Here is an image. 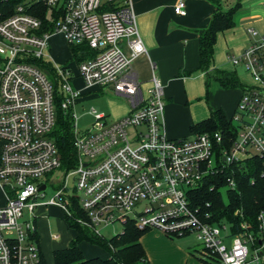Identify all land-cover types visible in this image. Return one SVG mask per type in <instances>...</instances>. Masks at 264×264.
<instances>
[{
  "label": "built area",
  "instance_id": "built-area-1",
  "mask_svg": "<svg viewBox=\"0 0 264 264\" xmlns=\"http://www.w3.org/2000/svg\"><path fill=\"white\" fill-rule=\"evenodd\" d=\"M0 264H42L36 242V210L55 206L63 215L99 235V227L127 221L172 238L192 235L208 264H259L264 257V212L257 236H229L224 223L202 221L188 191L226 167L264 157V33L248 28L252 41L228 56L248 76L232 115L234 136L224 146L219 132L169 139L164 125V90L153 74L143 92L133 62L147 55L131 0H0ZM174 13L185 16L184 2ZM61 34L68 45L95 52L72 68L45 58L48 40ZM53 67V78L37 67ZM108 87L129 102V113L108 122L91 109L92 123L77 127L80 97L72 82ZM71 121L76 167L65 173L50 137L55 98ZM55 174L61 179L54 180ZM75 185L69 193L68 181ZM42 182H39V180ZM50 184L53 197L46 199ZM44 186V189L41 187ZM226 188L235 182L229 177ZM76 212L79 214L76 215ZM230 229V228H229ZM256 241L258 243H256Z\"/></svg>",
  "mask_w": 264,
  "mask_h": 264
},
{
  "label": "crops",
  "instance_id": "crops-1",
  "mask_svg": "<svg viewBox=\"0 0 264 264\" xmlns=\"http://www.w3.org/2000/svg\"><path fill=\"white\" fill-rule=\"evenodd\" d=\"M219 1L223 11L229 10L237 3L239 7L233 15V27L217 34L211 69L236 74L235 67L228 61V56L241 53L252 41V37L247 34L248 28L264 33V0ZM179 2H184L185 16L174 13V7ZM131 3L136 15L139 35L147 50V55L133 62V68L143 92L150 85L151 65L154 76L163 86V120L167 137L193 138L196 135L191 133L190 127L208 118L210 112L214 110L221 109L228 118L232 117L241 95L240 89H223L213 80L208 81L206 74L199 70V33L208 28L215 6L208 0H131ZM56 35L65 40L61 34ZM69 59V65L75 68L77 62L71 59L70 48ZM72 85L81 94L76 104L104 97L103 89L115 95L108 87L87 86L79 78H75ZM121 98L124 99L125 104L110 109L111 122L129 113L128 99ZM108 101L113 102L109 98ZM104 115L107 121L111 117ZM5 203L6 198L0 188V207ZM46 212L59 216L56 223L58 234H51V240L45 228ZM36 215V242L43 260L45 261L44 256H49L52 264L53 252L67 248L76 234L71 229L73 237L65 239L66 229L69 228L64 221V215L62 216L55 206L38 208ZM151 230L149 229L140 239L148 264H208L198 256L201 248L183 246L179 241H169L162 234ZM92 246L94 245L86 242L79 245L85 258L95 256ZM259 264H264V257Z\"/></svg>",
  "mask_w": 264,
  "mask_h": 264
},
{
  "label": "trees",
  "instance_id": "trees-1",
  "mask_svg": "<svg viewBox=\"0 0 264 264\" xmlns=\"http://www.w3.org/2000/svg\"><path fill=\"white\" fill-rule=\"evenodd\" d=\"M215 6L209 26L202 30L198 37L199 70L206 74L207 80H213L226 90L240 89L244 84L234 72L211 69L214 45L217 34L233 27V15L239 4L227 11L220 8L219 0H208ZM7 5L0 3V8ZM1 19V17H0ZM71 59L77 63L86 56H94L95 52L85 45H69ZM34 64L53 78V67L42 60ZM207 81V82H208ZM208 85V83H207ZM62 97L55 98V124L50 137L54 141L61 161L60 170L67 173L76 167V153L72 145L71 121L68 114L60 109ZM221 109L210 112L208 118L190 127L193 135L219 132L228 147L234 136V126ZM233 178L235 187L226 188L227 178ZM223 190L225 193L223 194ZM225 199L224 200V196ZM190 205L197 211L199 218L210 224L228 223L229 236L233 237L242 231L241 224L247 226V231L257 236V217L264 212V157L253 156L241 162L226 167L219 175L210 177L205 184L188 191ZM79 213L76 212V215ZM69 229L74 230L75 238L68 247L56 250L52 254V264H148L145 252L140 243L141 237L148 230H139L131 221L122 225V231L111 239H104L93 231L73 223L64 216ZM172 238V237H170ZM181 238V237H180ZM86 242L99 247L108 253L105 259L99 257L85 258L79 245ZM256 243H258L256 241ZM42 264H46L41 256Z\"/></svg>",
  "mask_w": 264,
  "mask_h": 264
},
{
  "label": "rangeland",
  "instance_id": "rangeland-1",
  "mask_svg": "<svg viewBox=\"0 0 264 264\" xmlns=\"http://www.w3.org/2000/svg\"><path fill=\"white\" fill-rule=\"evenodd\" d=\"M45 58L50 61L53 64H56L57 66H65L70 64V59H69V45L67 44V42L65 40H62L60 36L54 34L52 35L49 40H48V47L45 50ZM141 72V71H140ZM235 72L237 77L239 78V80L241 82H247L248 81V77L246 75V73L244 72V69L242 66H238L235 67ZM211 90V89H209ZM103 94L104 97H99L96 99H90L88 101H86L85 103L82 104H76V106L74 107V113L75 116L77 117V127L79 131H84L86 128H88L90 126V124L92 123V116L89 114V112L91 111V109H95L97 112L99 113H104L106 115H110V109H116L117 107H119L120 105L125 104V101L123 98L121 97H117L111 93H109V91H107L106 89H103ZM109 98V100H112V103H109V101L107 102V99ZM111 116V115H110ZM112 121V116L108 119V122ZM62 175V174H61ZM61 175L59 174H55L53 176L54 180H59L61 179ZM43 179L39 180V182H42ZM75 185V182L72 178L69 179L68 181V187H69V193H72V188ZM223 194L225 193V190H223L222 192ZM54 195V190L52 189L51 185L48 184L47 185V189L45 192V196L46 199H49L51 197H53ZM224 196V195H223ZM224 200L225 196H224ZM60 211V210H59ZM61 215L63 216L62 211H60ZM46 219H44V221L47 223L46 225V229L48 230V234L49 236L51 234H58L57 229H56V223L59 220V216L55 213H48L46 212ZM37 216V215H36ZM226 226L227 229L229 230V224L223 222ZM122 224L121 223H114L110 226L107 227H99L98 231H99V235L102 236L104 239H111L112 237H114L115 235L119 234L122 231ZM152 232H158L160 234H162L163 237H165L167 240L171 241H179L180 244H182L183 246H190V247H198V249H200V244L198 243V241L196 240V238L192 235L189 236H185V237H181V239H174V238H170L166 235H164L163 233H161L160 231L157 230H151ZM66 236L65 239L69 238L71 239L73 237V232L71 231V229H66ZM51 236H50V240H51ZM92 248H94L93 252L95 256L93 257H104L107 258L108 257V253L102 249H100L99 247H94L92 246ZM89 253V252H86ZM201 249L198 252V255H201ZM45 257V261L46 264H50L51 262V258L49 256H44ZM91 257V258H93ZM89 258V257H88Z\"/></svg>",
  "mask_w": 264,
  "mask_h": 264
},
{
  "label": "water",
  "instance_id": "water-1",
  "mask_svg": "<svg viewBox=\"0 0 264 264\" xmlns=\"http://www.w3.org/2000/svg\"><path fill=\"white\" fill-rule=\"evenodd\" d=\"M41 189H44V186H42Z\"/></svg>",
  "mask_w": 264,
  "mask_h": 264
}]
</instances>
